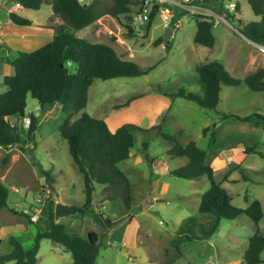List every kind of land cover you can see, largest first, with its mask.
<instances>
[{
    "label": "rangeland",
    "instance_id": "rangeland-1",
    "mask_svg": "<svg viewBox=\"0 0 264 264\" xmlns=\"http://www.w3.org/2000/svg\"><path fill=\"white\" fill-rule=\"evenodd\" d=\"M102 1L110 5L114 0ZM221 1L224 0H201L197 4L220 12ZM144 2L130 0L129 13L118 16L104 13L91 25L76 31L78 36L89 41L112 45L120 55L133 59L141 67L155 65L140 76L94 79L88 90L85 110L105 120L111 130L124 123L144 129L159 125L162 132L175 136L181 144L194 140L206 149V163L213 167L214 179L228 191L232 203L245 208L258 199L264 211V124L220 118L221 113H264V91H253L244 84L223 86L215 109H205L191 100L170 95L181 87L202 95L195 70L200 62L220 60L232 75L241 78L264 65V54L239 31L243 23L254 20L248 1L239 0L240 11L232 16L227 14V22L213 27L216 36L213 48L193 41L194 14L201 12L186 11L168 1L162 2L149 29L134 25L133 16L144 7ZM8 6H1L0 21L7 14ZM50 6L48 3L37 10H25L23 14L32 19V25L4 22L1 34L6 26L5 30L10 32L29 34L32 48L43 45L49 40L42 34L46 26L55 29L64 23L60 16L51 14ZM165 7L172 15H180L175 20V23L179 22L178 27L170 25L172 18L161 17V9ZM168 27L173 29V34L165 43ZM1 45L0 53L8 54L9 58H16L20 53ZM5 87L3 75H0V92ZM134 95L137 96L131 99ZM36 103L29 97L27 111L38 114ZM7 118L23 130L28 127V117ZM62 121L60 105L53 104L39 118L36 142H30L24 148L23 144L8 149L0 146V180L9 188L8 206L0 208V255L11 250V237L28 247L39 230L49 228L46 209L50 200L57 199L72 206H81L85 200L83 175L72 159L67 141L57 132ZM212 132L214 140L210 139ZM144 139L151 145L146 155L140 145ZM161 140L156 133L150 136L136 134L129 158L118 163L133 183L130 207H125L119 197L107 202L103 200L121 195L122 186L101 187L97 184L95 187L99 189L95 188L93 192V211L78 212L83 217L78 215L77 219H68L72 222L68 227L75 232H83L85 228L84 236L89 237L87 233H90L96 241L101 236L98 239L95 230L117 227L116 238L111 244L102 246L95 264H245L243 254L249 237L256 230L255 223L246 214L233 220L220 219L217 230L209 237L198 230L199 237L191 239L185 233H179L181 223L190 216H198V221L207 227L210 225L211 216L198 212L201 196L210 181L205 175L196 179L173 175L171 171L186 164L187 158L169 157L166 151L171 145L161 143ZM245 148H253V151L244 152ZM6 153L9 156L3 162ZM150 157H153L152 161H149ZM46 173L54 177L52 187L48 186ZM12 186L18 190H12ZM32 214H37L36 220L31 219ZM258 226L264 235V214ZM108 234L103 239L105 242ZM121 237L123 239L119 240ZM137 243L142 247L141 251L137 249ZM261 258L264 260V249ZM71 261V253L65 247L49 238L40 240L36 264H68ZM5 264H15V261L11 259Z\"/></svg>",
    "mask_w": 264,
    "mask_h": 264
},
{
    "label": "trees",
    "instance_id": "trees-1",
    "mask_svg": "<svg viewBox=\"0 0 264 264\" xmlns=\"http://www.w3.org/2000/svg\"><path fill=\"white\" fill-rule=\"evenodd\" d=\"M153 1L154 4L149 11V21L142 26L146 30L149 29L152 18L159 11L160 2ZM247 1L258 18L243 23L239 31L252 42L264 44V0ZM15 2H20L23 8L35 10L49 3L53 13L60 16L64 23L56 26L51 40L31 51H21L16 58L10 60L12 67L10 74H4L5 61L0 60V75H3L6 86L5 90L0 92V146L8 149L15 144H23L24 148L28 143L36 142L39 118L48 107L59 104L63 121L57 128V132L67 141L69 152L82 173L84 181L83 204L71 206L81 213H86L93 211V192L97 184L109 187L122 186L121 195L112 198L109 196V198L119 197L123 200L125 207H130L133 199L131 195L133 183L118 163L129 158L136 134L150 136L156 133L162 139L161 143L164 141L171 145L166 151L169 157L187 158L186 164L171 171L173 175L187 179H196L205 175L210 181L198 205L200 214L211 216L210 225L207 227L198 221V216H190L181 223L179 233H185L191 239L199 237L196 234L198 230L209 237L217 230L220 219L233 220L246 214L255 223L256 230L249 237L243 261L245 264L264 262L261 258L264 235L258 226L264 214L261 202L254 199L245 208L234 205L228 191L214 179L213 167L206 163V149L200 147L194 140L181 144L175 136L162 132L159 125L144 129L133 123H124L115 130H111L105 120L92 116L85 110L88 90L94 79L140 76L148 73L155 66L141 67L133 59L120 55L112 45L100 41H89L76 34V31L91 25L104 13L113 16L129 13L130 0H114L110 5L102 0H91L88 3H81L79 0H6L5 5ZM224 2L225 0L219 3V11L223 9ZM235 3V10L229 12L230 16L240 10L239 0ZM141 9L142 7L139 10ZM177 15L180 16L176 13L172 18L171 26H174L175 20L178 19ZM6 20L19 26H30L33 23L32 19L15 11L7 13L1 22L4 23ZM194 20L196 21L194 43L213 48L216 42L213 18L194 14ZM195 70L203 91L202 95L181 87L170 94L173 98L183 97L205 109H215L220 102L223 86L236 87L244 84L253 91H264V67L241 78L232 75L222 61L215 59L198 63ZM136 96H132L131 99ZM29 97L36 100L38 114L27 111ZM10 116H17L18 120L28 117L27 129L23 130L19 124L11 123L7 118ZM220 118L264 124V113L256 111L249 115H240L235 112L221 113ZM210 139L214 140L213 132ZM140 145L143 150H146L144 153L146 155L151 146L150 142L144 139ZM249 151H253V148L244 150V152ZM8 156V153L4 155L3 162L7 161ZM152 160L153 157H150L149 161ZM237 168L238 165L234 167V169ZM46 176L48 186L52 187L54 177L47 173ZM8 194L9 188L0 180V208L8 206ZM55 205L56 202L52 199L46 209L49 228L44 231L38 229L34 242L28 247L15 237H11V250L0 255V264H5L11 259L15 261V264H36L42 238H49L65 247L72 256V261L68 264L96 263L100 249L108 245V242L103 239L109 232H102L99 241L91 235L87 237L75 232L56 219ZM21 214L30 219L26 212Z\"/></svg>",
    "mask_w": 264,
    "mask_h": 264
},
{
    "label": "crops",
    "instance_id": "crops-1",
    "mask_svg": "<svg viewBox=\"0 0 264 264\" xmlns=\"http://www.w3.org/2000/svg\"><path fill=\"white\" fill-rule=\"evenodd\" d=\"M6 1V0H5ZM5 1H4V3H3V5L5 4ZM2 5V6H3ZM25 10H27L26 8H19V9H17V13H19V12H21V13H19V14H21V15H23V16H25V14H23V12L25 11ZM50 11H51V14H54L53 13V11H52V8H51V6H50ZM49 11V12H50ZM240 11V10H239ZM240 19H242L241 18V15H240V17H239ZM258 17L257 16H254V19H257ZM63 22V21H62ZM5 23L6 24H12L9 20H6L5 21ZM246 23V22H245ZM5 27L6 26H4V32H3V34H2V40H3V42L2 43H0V44H2L1 46H8L9 48H11V49H15V50H17L18 52H21V51H31V50H33V49H35V47H36V45H35V47L34 48H32V46L33 45H31L30 43V41H31V36L29 35V34H26V33H23V32H21V33H14V32H10V31H8L7 29L5 30ZM54 31H55V29H54V27L53 26H51V25H49V26H46V28H45V31L42 33V34H44L43 36L44 37H46V39L49 37V40H51L52 38H53V34H54ZM16 32V31H15ZM41 32V31H40ZM33 38V37H32ZM48 39H47V41H49ZM253 43H255V42H253ZM8 49V48H7ZM0 52H1V49H0ZM14 58H9V55L8 54H1L0 53V60H3V61H5V64H4V74H10L11 72H12V67H11V65H10V63H9V61L10 60H13ZM261 67H264V65H261ZM261 67H259V68H261ZM6 88V87H5ZM225 150H227V149H225ZM130 153H131V151H130ZM153 181V180H152ZM101 187H104V185H100ZM97 189H99V187H96V190ZM95 190V191H96ZM151 193H153V192H151ZM117 199V198H116ZM119 199V198H118ZM103 200H104V202H107L108 200H110V198H107V197H105V198H103ZM55 202H56V205H55V214H56V219L58 220V221H60V222H62V223H64V224H66L67 226L68 225H70L71 226V223H69L70 222V220H68V219H70V218H75V219H77L76 217L78 216V215H81L82 217H83V215L81 214V213H78L79 211H78V209L77 208H73L72 206H71V204H69V203H66V202H64L63 201V203H60V202H58V200L57 199H55ZM57 206H60L59 208L57 207ZM59 214V215H58ZM126 215V214H125ZM79 220V219H78ZM88 228H91V229H93L92 227H88ZM71 229V228H70ZM75 229V228H74ZM76 231H78V230H76ZM83 232H81V231H78V233H80V234H82V235H84V233L86 232L85 231V228L82 230ZM105 231H109V234H108V244H111L112 243V240L113 239H115L116 238V235H115V233H117V227L115 226V228H113V229H105ZM95 232H97L98 233V239H100V236H101V233L102 232H104V231H96L95 230ZM87 234H89L90 235V233H87ZM94 239H95V237L94 236H92ZM120 239H123L122 237L121 238H119V240ZM137 239H138V230H136V241H137ZM97 241H99V240H97ZM123 241H125V240H123ZM137 249L139 250V251H141V249H142V247L137 243ZM130 256V255H129Z\"/></svg>",
    "mask_w": 264,
    "mask_h": 264
},
{
    "label": "built area",
    "instance_id": "built-area-1",
    "mask_svg": "<svg viewBox=\"0 0 264 264\" xmlns=\"http://www.w3.org/2000/svg\"><path fill=\"white\" fill-rule=\"evenodd\" d=\"M4 1L5 0H0V8L3 5ZM79 1L81 3H88L91 0H79ZM151 1L154 4L153 0H145L144 7H142L141 10H138L134 14V16H133V24L134 25L143 26V25L147 24V22L149 21V11H150L149 3ZM158 1L160 2L159 8L162 6V2L168 1V3L170 2L174 5L180 6V7L184 8L186 11L201 12L200 15H203L206 18H213L214 25H219V24H222L223 22H227L226 15L227 14L229 15L230 10L234 11L235 5H236V3L234 1H226L222 4L223 9L220 12H216V11H214L208 7H203L201 4H197V2H199L201 0H158ZM19 8H22V5L20 4V2H15V3L8 6L7 13H9L11 11L16 12L17 9H19ZM174 16H175V14L172 15V13L170 12L168 7L161 9V17L163 19L169 20V19L173 18ZM174 25L176 27H178L179 22L177 21ZM2 27H3V23L0 21V43L3 42L2 34H1ZM255 44L257 45L259 51L264 54V44H258V43H255ZM28 123H29V121L27 122V125H28ZM12 190L17 191L18 188L15 186H12ZM36 218H37V214L31 215L32 220H36Z\"/></svg>",
    "mask_w": 264,
    "mask_h": 264
},
{
    "label": "water",
    "instance_id": "water-1",
    "mask_svg": "<svg viewBox=\"0 0 264 264\" xmlns=\"http://www.w3.org/2000/svg\"><path fill=\"white\" fill-rule=\"evenodd\" d=\"M152 5H153V2L151 1L149 3V8L150 10L152 9ZM173 34V29L171 27H168L167 30H166V34H165V37H164V42H169L170 40V37L172 36Z\"/></svg>",
    "mask_w": 264,
    "mask_h": 264
}]
</instances>
